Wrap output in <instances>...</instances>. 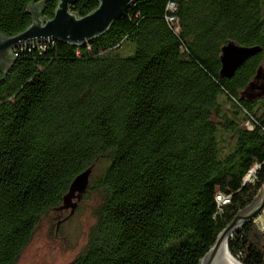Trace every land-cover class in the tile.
Listing matches in <instances>:
<instances>
[{
  "label": "trees",
  "instance_id": "1",
  "mask_svg": "<svg viewBox=\"0 0 264 264\" xmlns=\"http://www.w3.org/2000/svg\"><path fill=\"white\" fill-rule=\"evenodd\" d=\"M57 2L0 0V32L25 30L31 3L52 18ZM230 42L260 51L226 77ZM13 52L0 71V264L17 263L87 168L75 210L90 203L91 223L68 264H199L263 192L264 94L248 88L259 70L264 84V0H135L83 46ZM260 226L228 241L243 264H264Z\"/></svg>",
  "mask_w": 264,
  "mask_h": 264
},
{
  "label": "water",
  "instance_id": "2",
  "mask_svg": "<svg viewBox=\"0 0 264 264\" xmlns=\"http://www.w3.org/2000/svg\"><path fill=\"white\" fill-rule=\"evenodd\" d=\"M135 0H97L98 6L85 16L71 12L75 0H58L54 16L42 18L40 5L29 4L28 13L32 16L31 24L22 32L6 36L0 32V71L6 75L16 55L13 50L35 42L56 40L70 45L83 46L94 38L103 35L114 22L124 16ZM260 51V47H245L230 42L222 49L221 74L232 77L239 66L251 55ZM260 71L256 78L260 76ZM254 87L252 82L248 89ZM264 87V84H263ZM248 93V92H247ZM251 95L252 98L254 96ZM92 168H87L72 181L68 193L63 198L60 211L71 208L72 214L82 195L86 192ZM264 208V190L250 205L239 211L233 220L218 235L210 250L200 259L199 264H243L236 259L228 248L229 239L246 223L253 221Z\"/></svg>",
  "mask_w": 264,
  "mask_h": 264
},
{
  "label": "rangeland",
  "instance_id": "3",
  "mask_svg": "<svg viewBox=\"0 0 264 264\" xmlns=\"http://www.w3.org/2000/svg\"><path fill=\"white\" fill-rule=\"evenodd\" d=\"M253 83L249 93L263 95V78L259 76ZM83 206L71 215L68 208L45 220L16 264H68L72 261L82 251L91 223L90 203ZM64 217L69 219L64 220Z\"/></svg>",
  "mask_w": 264,
  "mask_h": 264
},
{
  "label": "built area",
  "instance_id": "4",
  "mask_svg": "<svg viewBox=\"0 0 264 264\" xmlns=\"http://www.w3.org/2000/svg\"><path fill=\"white\" fill-rule=\"evenodd\" d=\"M217 199L219 201H223V202H226L227 201L226 199H223L221 195H218L217 196ZM254 220H256L257 222L260 223L261 230L264 233V208H263L262 212L260 213V215L258 217H256Z\"/></svg>",
  "mask_w": 264,
  "mask_h": 264
},
{
  "label": "bare ground",
  "instance_id": "5",
  "mask_svg": "<svg viewBox=\"0 0 264 264\" xmlns=\"http://www.w3.org/2000/svg\"><path fill=\"white\" fill-rule=\"evenodd\" d=\"M228 242V241H227Z\"/></svg>",
  "mask_w": 264,
  "mask_h": 264
}]
</instances>
